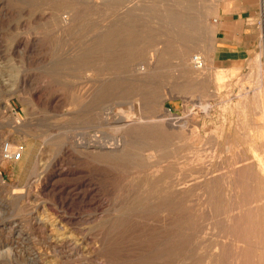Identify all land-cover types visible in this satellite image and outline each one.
<instances>
[{
  "label": "rangeland",
  "instance_id": "1",
  "mask_svg": "<svg viewBox=\"0 0 264 264\" xmlns=\"http://www.w3.org/2000/svg\"><path fill=\"white\" fill-rule=\"evenodd\" d=\"M220 1L0 0V264H264V139L231 100L262 74V18L216 62ZM204 105L196 126L85 149L121 116Z\"/></svg>",
  "mask_w": 264,
  "mask_h": 264
},
{
  "label": "bare ground",
  "instance_id": "2",
  "mask_svg": "<svg viewBox=\"0 0 264 264\" xmlns=\"http://www.w3.org/2000/svg\"><path fill=\"white\" fill-rule=\"evenodd\" d=\"M261 15H262V19H263V21H262V31H263V46H264V12ZM70 19L69 18L61 19V25L67 27ZM103 29H104V26H103ZM104 30H106V29H104ZM152 51H154V54H155V50H152ZM151 57H150V59H151ZM152 59H153V57H152ZM152 59L150 60V62L152 61ZM197 59H198L197 56L194 57V61H195L194 63L197 66V69H195V70L199 71L200 69L203 68V65H202V62L198 61ZM260 66L262 67V74H260L259 77H258V84L257 85L254 86L253 83L252 84L250 83L247 86H241L238 89L239 91L237 90L238 91L237 93H235V94L229 93L228 94V95H230V94L233 95L231 100L233 99L235 101L234 107L239 109V110H237L238 111L237 112L238 113L237 117H239L240 115L242 116L241 121L238 120V123L241 122V126L239 127V131L242 130V129H245V128H250L252 131L249 132V135L252 137V140L254 139L253 141L255 143L257 142V140L264 139V64L260 63ZM148 68H150V65L148 66ZM228 88H229V86H228ZM228 91H230V88H229V90L227 89V92ZM227 96H225V98ZM228 98H229V96L227 97V99ZM160 111H161V114H156L154 116L145 117V118L144 117H137V116H135L133 114V112L130 115H128V117H126V118H123L122 116H121L122 118L121 117L117 118L116 119V123H117V126H116L117 137L115 138V143L109 144L106 147L107 144H103L102 142L99 143V141L96 144V141H95V144L86 145L85 149H89V150L92 149L94 151L97 150L98 153H99V151H108V152H112V153L115 152L116 153V151L120 150V147H122L123 140H125L124 137H127L126 134L128 132H130V131L138 130V129H142V128L143 129L144 128H149V127L152 128V126L154 127L156 124L159 125V126L161 125L164 129L169 130V131L170 130H175V129H178V128H182L183 126L184 127H186V126L190 127L191 125H195L196 126V124H198V121L200 119L211 117L212 116V112H213L211 105H204L202 108H200V111H198V113H196L194 110L190 109V110H188V112L183 117L177 118V120L172 123L171 122L172 120L170 121L169 118H168L170 116V112H168V110L163 109V108H161ZM231 121H233V120H231ZM104 122H105V120H104ZM234 123H235V120H234ZM231 125H233V124H230V126ZM205 128H207V127H205ZM237 128L238 127L235 125L234 130H238ZM183 130H184V128H183ZM188 130H190V129H188ZM252 148H253V152H255L258 149L255 146L252 147ZM118 153H120V152H118ZM259 162H262L261 158H260ZM58 165H59V163H58ZM260 166H261V172H262V170H264V167L262 166V164ZM83 181H84L83 179L79 180V182H77V185H81L83 183ZM87 195H88V190L83 191L80 195H78V197H80L81 199H85V197H87Z\"/></svg>",
  "mask_w": 264,
  "mask_h": 264
},
{
  "label": "crops",
  "instance_id": "3",
  "mask_svg": "<svg viewBox=\"0 0 264 264\" xmlns=\"http://www.w3.org/2000/svg\"><path fill=\"white\" fill-rule=\"evenodd\" d=\"M263 10L264 0L220 1L212 19L216 30V62L232 60L235 54L236 57H244L243 52L251 51L254 45L252 26L258 16L262 18Z\"/></svg>",
  "mask_w": 264,
  "mask_h": 264
},
{
  "label": "built area",
  "instance_id": "4",
  "mask_svg": "<svg viewBox=\"0 0 264 264\" xmlns=\"http://www.w3.org/2000/svg\"><path fill=\"white\" fill-rule=\"evenodd\" d=\"M197 60L200 61V58L198 57ZM22 153H23V146H17L14 149L10 148L9 146H6L3 149L4 158L13 160V161L19 160L22 156Z\"/></svg>",
  "mask_w": 264,
  "mask_h": 264
}]
</instances>
